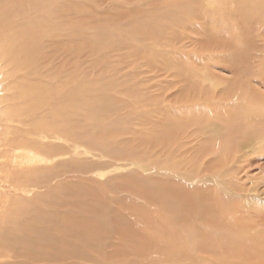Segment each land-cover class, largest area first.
I'll return each instance as SVG.
<instances>
[{
  "label": "bare ground",
  "instance_id": "obj_1",
  "mask_svg": "<svg viewBox=\"0 0 264 264\" xmlns=\"http://www.w3.org/2000/svg\"><path fill=\"white\" fill-rule=\"evenodd\" d=\"M210 2V0H170L169 3L166 2V6L171 5L174 8L168 9L160 16L156 12L159 17L141 21L138 26H133L132 31L138 36H144L149 41H153L152 38L168 37L167 39H169L170 37L172 41L180 42V38L192 36L184 29L188 26L187 23L192 21L194 24V20L197 18H210V12L214 13L215 10L218 13V9H214V7H212L213 11L208 9L210 8ZM215 3L213 4L215 5ZM256 3L258 5L259 2L256 1ZM65 7L64 4L55 0H0V78L7 82L9 80L14 84L12 87L13 92L8 91L9 95L5 97L3 94L0 97V125L4 130L0 133V137L3 139V142H0V264H264V230L257 229H264L263 220L248 217L245 214V211L248 210L247 207L244 208L246 205L243 207V204L239 206L236 204L233 207L232 203L234 202L229 204V199L221 195L222 193L216 185L214 187L215 195L210 197V180L213 181L215 177L213 179L210 175L209 178L204 177L206 174L203 171L210 159L203 160L202 170L199 166L197 170H182L181 168L183 163H186L185 166L198 165V160L201 157H208L212 154L207 140L201 137L206 134L205 129H208L201 126V124L207 126L206 123H208L207 118L210 116L211 110L207 107L208 112H205L209 115L202 111L200 113L193 111L199 102L190 100L189 103H183L187 106H193L192 112L186 110L179 115H172L171 113L172 116L161 118V122L152 120L147 124L145 120V124L149 127L152 126L153 129L150 127L152 131L142 136V143L138 140L145 150L140 148L143 150H140L141 154L137 148L135 149L132 146L129 148L130 151L122 145H120L122 148L116 149L113 144L116 142V137L119 136L117 133L119 131L123 133L121 128L115 129L116 133L114 129V131L109 132V130L100 127L98 131L101 134L98 133L97 128L88 131L79 128L81 126H79L80 122L77 123V118L81 115L86 103L87 107L89 106L92 109L93 114L101 115V113L111 111L115 113L114 115L119 113L124 116L125 113H121L123 112L121 111L123 110L121 102L115 106L109 104L110 101L107 97V95L110 96L109 93L95 96L87 102L85 98H81L83 95V82L81 84V71L79 72L74 59H72L71 65L68 64L70 67L76 66L72 70L73 72L70 70L71 72L60 75V83L57 82L59 86H53L52 82L50 86L48 85V38L59 37L63 39L64 42L61 44L64 49L62 48V50L68 52V54H78L75 46L70 49L71 46L73 47L72 39L76 38V36H71L76 33L71 31L67 35V32L61 29L58 23H48L50 18L56 17L59 20L62 12L67 13L69 7L63 11ZM240 9L242 10H239V16H241V12L243 14L245 11L244 13L247 15V13L251 14L254 10L249 6H242ZM156 13L153 12V15ZM221 14L223 13L221 12ZM145 15L148 16L149 13ZM231 15L233 14L231 13ZM233 16L235 17V15ZM236 16L238 17V15ZM242 16V19L247 17L244 14ZM237 17L235 18V24L238 22ZM205 21L204 25L208 22ZM244 21L250 23L249 20ZM263 22L261 21L262 26H264ZM196 24H194V27H196ZM235 24L231 26L235 28ZM252 24L255 25L254 29L260 32L259 35L264 36V32L261 30L262 26L258 27L256 25L258 23L253 22ZM227 25L224 27H230L229 29H231V26ZM250 25L245 26L249 29ZM210 28L212 27L210 26ZM204 29L202 30L204 31ZM202 30L197 29L195 33L199 31L197 34H204ZM225 30H228V28ZM237 33H240V31L237 30ZM237 33L235 37H237ZM199 35L196 36L200 38ZM242 36L240 38H243ZM246 37L248 36H244V38ZM230 38H232L231 35ZM255 38L262 39L259 36ZM195 40L197 41L196 38ZM201 40L203 41L199 45H202L203 51H205L208 46L210 47V36L206 39L207 41ZM262 40L264 41V38ZM50 41H53V39ZM231 41L234 42V40ZM231 41L229 40V42ZM198 42H200V39ZM233 42L231 43L233 44ZM246 44L245 46H247ZM205 46L207 47L205 48ZM231 46L232 48L234 46L235 49V45ZM256 46L259 47V44ZM249 47L252 48L250 45ZM261 47L259 50H253L255 48H248L247 50L246 47L243 50L239 49L241 50L240 53L235 54L236 57H233L232 61L235 63L233 68L237 76H247L248 79L255 78L256 75L257 78L263 76L260 81L263 80L264 86V61L261 56H257L264 55V45ZM212 48L213 50L209 49V51L211 50L213 53L216 46L213 45ZM225 48H230V46L227 47L226 43ZM208 54L210 53L208 52ZM254 56H257V59L254 64H251L252 59L250 57ZM223 57H225L223 60L231 61L229 60L231 58L226 59V56ZM208 60L210 59L208 58ZM35 64L36 66L40 65L42 72L34 69ZM231 65L229 64L225 69L230 68ZM234 79L237 78L234 77ZM239 81L242 82V79ZM100 83V87H91V91L101 92L109 86L113 88L116 85L109 84L110 82L107 84V82L100 81ZM232 83L235 84V81H232ZM233 86L235 87V85ZM246 86L244 88L245 98L241 99L240 96V99H237L240 100L241 104L240 106L235 105V107H239H237L238 109L234 107L232 110L233 107L223 104L226 120L224 117L222 118L224 121L222 130H225L224 134L228 140L234 141L238 138V136L233 137V135L244 138L257 125L264 127V92L259 93L255 89L252 91L250 90L252 85ZM185 87H183L184 91L181 92V97L187 101ZM56 89H58V92ZM231 89L233 88L231 87ZM7 90L9 89L7 88ZM108 90L110 89L108 88ZM207 93L206 96L210 98V93ZM246 96L248 99H246ZM178 97L177 99H181ZM223 97L221 98L223 99ZM202 98L204 101L203 99L199 100L206 103V97ZM222 99H219L220 102L225 101ZM176 105H179V102ZM50 110L55 123L48 121ZM131 116L130 119L133 118ZM246 118H248L247 121H245ZM124 121L123 123H126ZM12 123L17 125L15 126ZM58 123H61L62 127H57ZM155 123L159 124V129L154 126ZM114 124V127L117 126ZM118 125L120 124L118 123ZM249 125L252 126L245 131L244 128L249 127ZM11 126L14 130L11 129ZM15 134L20 135L15 137ZM49 134H54L56 138L63 139L67 144H70L69 141H73L72 147L76 154H80V150L84 149L80 143L82 141L83 144L87 143L86 146L89 145L90 149H101L105 153L101 155L103 158L108 159L109 157L114 159L115 162L121 159L129 160L128 162L134 165L143 163L144 168L152 173L159 171L157 176L160 179L151 178L150 175L140 176L134 171L128 176H120L121 178L117 179H110L109 177L108 181L98 185V187L103 186V188H87L80 184L88 180L85 175L88 174L86 172L89 171V164L77 163L72 169H67L75 174L72 177L73 182H69L68 185L64 186L48 187L49 151L46 141H48ZM102 135L106 137H102ZM112 135L117 136L112 139ZM121 135L125 136L124 133ZM200 137L201 139L197 141L202 140L203 142L200 143H204V145L206 142V147L199 144L201 148L196 147V151H192L193 154L190 156L187 155L188 153L181 152L183 150L178 148H186L188 142H190V145L193 139L195 141ZM117 139L119 141L122 138ZM74 141L76 142L74 143ZM132 141L135 143L134 140ZM194 141L193 143H196ZM246 141L250 140L246 139ZM123 144L126 147L128 145ZM227 144L229 143L226 140L222 141L221 147L226 148ZM56 151V149H53L51 152ZM255 157L252 155L253 159ZM172 158H177L178 164L173 162ZM110 162H103L97 165L99 167H96L97 169L103 166L105 168L110 167ZM244 163H247L244 170L249 172L250 163L248 161ZM93 171V169H90V172ZM192 171H196V173H191ZM222 171L220 174H222ZM178 174L181 175L178 176ZM224 177L227 178V176ZM229 179L233 181V179ZM89 180L92 181V179ZM221 180H223V177ZM194 181H201V183L194 185ZM226 181L224 186H227ZM218 183H221L222 185H220L223 187V181H218ZM242 185H247V182ZM48 188L50 193H48ZM244 189L243 191H245ZM218 192L221 194H217ZM246 193L241 191L240 195ZM241 203H244V201ZM251 206L254 205L251 203ZM48 207L52 208L50 213H48ZM6 259L7 261H5Z\"/></svg>",
  "mask_w": 264,
  "mask_h": 264
},
{
  "label": "rangeland",
  "instance_id": "obj_2",
  "mask_svg": "<svg viewBox=\"0 0 264 264\" xmlns=\"http://www.w3.org/2000/svg\"><path fill=\"white\" fill-rule=\"evenodd\" d=\"M55 1H57L58 3L64 4L66 6L63 9V11L67 10V7H69L68 12H71V13L69 14L67 11H66L67 13L62 12L64 15L61 13L59 20L56 17L50 18L48 23H51V22L58 23L61 29L67 32V35L71 31L72 33H76L75 35L71 36V37L76 36V38L72 39L73 47L71 46L70 49L74 48L75 46V49L78 50V54H75V53L68 54V52L67 53L64 52V50H62V48L64 49L62 45L64 42L63 39L59 37L48 38V41H49L48 47L50 48V49L48 48V81H49L48 85L50 86L52 82L53 86L54 85L59 86V83L61 80L60 75L62 76L63 74L67 72H71L76 67V66H73V67L69 66L72 64L71 62L72 59H74L76 60L74 61L76 62L75 65H78L77 67H78L79 72L81 71L80 72V76L82 80L81 84L83 82L82 84L83 95L81 96V98L82 99L85 98V101L87 102V100L89 101L91 98L95 96L104 95V94L106 95L109 93L110 96L107 95V97L109 98L110 102L109 101L107 102H109V104H112L114 106L117 105V103L119 104L121 102L123 104L122 106L123 110H121L123 112L121 113L123 114L125 113L124 116L120 115L119 113L118 115L117 114L114 115L115 113L111 111L107 113H103V114L101 113V115L100 114L97 115L96 113L93 114L92 109L89 106L87 107V103H86V106L83 107V111L81 112V115L77 118V123L80 122V125L79 124L78 125L81 126L79 128L84 129L85 131L97 128V131H98L100 127H103L109 130V132H112L117 128L118 129L121 128L125 136H122L121 134L123 133H120L122 131H119V130H117L119 131L118 133L115 130V132L119 136L112 135L113 136L112 139H114L117 136L115 140L116 142L114 141L115 144H113L116 147V149L125 147L127 148V150L130 151L129 148L132 146L135 149L137 148V150L140 151L141 149L144 150L143 145L142 144L140 145L139 143L142 140V136L147 135V133L151 132L152 131L151 129H153L152 126H150L151 127L150 129V127L145 124V120L147 124L152 120L156 122H161L160 120L163 117L165 118L167 116H172L173 114L179 115L181 112L186 111V110H190V112H192L191 109L194 107L187 106L183 102L189 103L191 102L190 100H193V101L196 100L197 102H199V104H197L199 107L196 105L193 111L195 110L199 113L202 111L209 115V113H207L208 109L211 110L210 116L207 118L208 119V123H206L207 126H205L204 124H201L202 127L208 128V129H205L206 134L202 135L201 137L202 139L207 140L209 144L208 147L210 148V153L212 154H210L208 157H201V159L198 160V165L195 164V165L185 166L186 163H183L184 164V167H183V164H181L182 170H189V169L197 170L198 166L202 170L203 160L206 161L207 159H210L206 168L205 167L203 168L204 169L203 171L206 174L204 175V177L207 176L209 178V175L212 177V179L213 177H215L213 181L210 180V197H213L215 195L214 187L216 185L222 193L221 194L218 192L217 194H221L227 197L229 199L228 201L229 204L234 202L232 203L233 207H235L236 204H238V206L243 204V207L246 205L244 208L246 209L247 207L249 211L246 210L245 211L246 213L245 212L243 213L247 214L248 217H252L253 219L255 218L261 219L264 222V206H263L264 205V127L262 125H257V127L253 128L249 132V134H247L244 138L243 137L241 138L239 135H233V137L238 136V138L234 140L235 142L232 141L231 139L229 140L228 138L226 139V135L224 134L225 130L224 129L222 130V124L224 122L222 118L224 117L226 120L225 111H224L226 104H228V106L230 105L229 107H233L232 110L234 109L235 105L240 106L241 105L240 100L238 101L237 99H240V98L243 99V97L245 98L246 93L244 91V88L247 87L246 85H252L251 86L252 89H250L252 91L253 89H255L256 91L258 90L259 93L264 92V86L262 83L263 80L260 81V79L263 78V76L257 78V75H256V77L252 79H248L247 76L243 77V75H241L242 77L237 76L233 68V65L235 66V63L232 61V58L236 57L235 54L237 55V53H240V51L243 50L244 47H246L245 49L247 50L248 48H251L249 47V45L252 46V48H255L253 50H256V49L259 50L261 46L263 47L264 41L262 39L264 38V36L259 35L260 32H258L257 29H254L255 25L252 24V22L258 23L256 24L258 27L262 26L261 21L263 22L264 18H260V17L262 16L264 17V0H260V1L259 0H255V1L254 0H246V1L245 0H214V1L210 0L211 1L210 8L208 9H210V11L211 10L213 11L214 9H218V13L216 12L217 10H215L214 13L210 12V15H211L210 18H197L196 20H194V24L196 23L198 24V25L196 24V27H194L195 25L192 23V21L190 23H187L188 26L184 27V29L186 30L188 34L192 36H189V37L186 36V37L180 38V42L179 41L174 42L170 39V37L169 39H167L168 37L152 38L153 41H149V39L147 38L145 39L144 36H138L132 31L133 26H138L139 23H141V21L155 19L159 17L162 13L167 12L168 9L174 8V6H171V5L166 6V2L169 3L170 0H161V1L160 0H55ZM250 1L251 3H249ZM256 1L259 2L258 5L257 3L255 4ZM205 3L207 4V2ZM213 3H215V5ZM242 6L244 7L249 6V8L254 9L252 13H255V14L251 13L252 14L251 15L250 13H247L246 15L244 11L243 14L247 17L242 19L243 17L242 12H241L242 17L239 16L240 14L239 10L245 9V8L240 9ZM61 7L63 8V6ZM212 7H214V9H212ZM153 12L154 13L158 12L159 16H157V13L153 15ZM221 12L223 14H221ZM146 13H149V15L146 16L145 15ZM224 13H226V15H224ZM231 13L235 15V17L231 15ZM212 14H215V15H212ZM229 14L230 16L234 18L232 17L228 18L230 17ZM221 15L222 16L224 15V16L222 17ZM236 15H238L239 18ZM236 17L238 20L237 24H235ZM211 19H215V20L211 21ZM226 19L227 20L230 19V20L227 21ZM244 20H249L250 23ZM204 21L205 22L208 21L207 24L204 25L203 24ZM214 21L215 23H213ZM225 22L226 23L228 22L227 24H229L230 26L231 25L234 26L235 24V28L232 26H231V29H229L230 27H224L227 25ZM209 25L212 28H210ZM245 25H250L249 29ZM206 26H209V27H206ZM227 28L228 30H225ZM197 29H199V31L204 29V31L202 30V33L204 32V34H201V33L200 35L197 34L199 31L195 33L196 32L195 30ZM237 30L238 32L240 31V33H237ZM261 30L264 32V26L261 27ZM249 32L250 34L251 33L255 34L256 35L255 37L259 36L262 39L255 38L253 34L251 35L249 34L250 35L249 36L248 35ZM232 33H235V34L233 35ZM236 33H237V37H235ZM227 34L229 35L226 36ZM193 35L194 36L199 35L200 38H198L197 36L194 37ZM230 35L232 38H230ZM238 35L240 36L243 35L242 36L243 38H240V36ZM209 36H210V44H209L210 47L208 46V48L205 51H203V46L199 45V43L201 44V41H203L201 39H204L205 41H207L206 39H208ZM244 36H248L250 38L248 37L244 38ZM251 36L254 38H252ZM212 37H215V38H212ZM195 38L197 39V41L195 40ZM221 38L222 40H220ZM49 39L50 40L53 39V41H50ZM191 39H194V40H191ZM199 39H200V42H198ZM242 39H245V40L243 41ZM229 40L230 41L234 40V42L231 41L233 42V44L229 42ZM194 41H196V43H194ZM224 42H226L227 47L230 46V48H225L226 43ZM245 44L248 47L245 46ZM258 44H259V47L256 46ZM193 45H196V46L194 47ZM213 45L214 47L216 46V48L213 51L214 54L211 51L213 50L212 48ZM231 45H235V49L237 50L234 49V46L232 48ZM206 47L207 46H205V48ZM209 49L211 50L209 51ZM251 49L250 51H252ZM207 51L210 54H208ZM215 54L218 56H216ZM76 56H77V59H76ZM223 56H226V59L231 58L229 59L231 61L227 62V60H223L225 58ZM257 56L259 57L261 56V59L264 61V55H257ZM257 56L250 57V59H252V61H250L251 64L255 63ZM208 58L210 60H208ZM66 61L69 63H67ZM36 64L34 65V69L37 70L38 72H42L40 65L36 66ZM206 64L209 66H207ZM229 64H232L230 68L225 69L226 67H228ZM234 77L237 79L235 80ZM2 79L3 78H0L1 80L0 81V93H2L0 94V97L3 94L6 97V95H9V92H13L12 87L14 86V84L10 82L9 80L7 82ZM241 79H242V82L239 81ZM100 81L107 82V84L108 82H110L109 84L112 83L116 85H114L113 88L111 86L107 87L105 91L101 90V92L100 91L92 92L91 87H95V88L100 87L101 85ZM232 81H235V84L232 83ZM239 82H241L240 83L241 85L239 84ZM11 83L12 85H10ZM233 85H235V87ZM184 86H186L185 90L187 91V93L185 95L186 96L185 98L187 101H185V99L181 97L182 96L181 92L184 91V88H183ZM231 87L233 89H231ZM7 88L9 90H7ZM108 88L110 90H108ZM4 89H6L7 91ZM56 90L58 92V89ZM233 90H236V91L233 92ZM206 93L207 94L210 93L209 94L210 98L206 96ZM233 95L236 97L234 98ZM222 96H224L223 99L225 101L220 102V100L222 99L221 98ZM177 97L181 99H177ZM202 97L204 98L206 97L205 101L210 102V103H207V102L205 103V102L200 101L203 99ZM207 99H210V100H207ZM246 99H248L247 96H246ZM177 102H179V105H176ZM204 103L206 104V106ZM127 105L129 106L127 107ZM238 106H236L235 109H238L239 108ZM172 108H174L175 110H173ZM178 109L181 111H179ZM51 115L52 113L50 110V112H48V121L51 123L52 122L55 123ZM131 115L133 116L132 119L129 118ZM247 119L248 118H246L245 121H247ZM123 121L126 123H123ZM114 123L118 127L117 126L114 127L113 126ZM118 123L121 126L118 125ZM13 125L16 126L17 124L15 123ZM158 125L159 124L157 123L154 124V126H156L157 129L160 128V126ZM146 126H148L149 128ZM251 126L252 125H249V127H245L244 128L245 131H247ZM57 127H62L61 123H58ZM11 129L14 130L12 126H11ZM124 129H126V131H124ZM3 131L4 130L1 128V125H0V133H2ZM98 133L101 134L99 131ZM19 135L20 134H17V135L15 134V137ZM103 136L105 135H102V137ZM201 137L198 139H195V141L194 139L193 140L191 139L192 141L188 140V141H191L192 144L189 145L190 142H188L187 143L188 145H186L187 146L186 148L185 147H178V148L180 150H183L181 152L188 153L187 155L190 156L191 154H193L191 153L192 151L193 152L196 151L195 149L196 147L198 148L200 147V145H202L203 147H206V142L204 145V143H200L202 140L200 142L197 141V140H200ZM117 138L119 139L122 138V139L118 141ZM246 139H249L250 141H246ZM132 140H134L135 143H133ZM138 140L140 141L138 142ZM225 140L230 145L227 144V147L223 148L221 147V142L222 141L224 142ZM193 141L196 142L197 145L196 143H193ZM0 142H3V139L1 137H0ZM46 142L48 143V151H49L48 152L49 153L48 154V182H49L48 187L55 186V185L64 186V185H68L69 182H73L72 177L75 174H73L71 170H67V169H72L73 167H75L74 165L77 163H83V164L88 163L89 164V167H88L89 171L86 172V174L87 173L88 174L85 175V177L87 176L86 178L88 180L86 182H81L80 184L81 186H85L87 188H92V187L93 188H103V186L98 187V185L108 181L109 177L110 179L111 178L117 179V178L128 176L131 173H134V171L135 173H138L140 176L150 175L151 178H156L157 180L160 179L157 176V173H159V171H155L152 173L150 170H147L146 168H144L143 163L134 165L131 162H128L129 160L121 159L122 162L121 160L115 162L114 159H110L109 157L108 159H106V157L103 158V156L101 155L105 153L101 149L91 148L92 149V152H91L89 145L87 147L86 146L87 143L83 144L82 141L80 143L82 147H84V149L82 148L80 150V154H76V152L74 151V148L72 147L73 141H69L70 144H67L63 139L56 138L54 134H49L48 141ZM75 142L76 141H74V143ZM136 142H137V145H136ZM123 143H126V145L128 144L127 147L124 146L125 144ZM118 145L119 146L122 145V147L121 146L119 147ZM125 148L123 149L125 150ZM188 148H191V149L188 150ZM53 149H56L57 151L51 152ZM141 151H140V154H141ZM215 155L216 157H214ZM252 155L256 157L253 159ZM217 156H220V157H217ZM238 159H241V160H238ZM171 160L172 161L174 160L173 162H176V164H178L179 162L177 158L176 159L172 158ZM109 161H111L110 167L105 168L103 166L97 169V167H99L97 165L102 164L103 162H109ZM246 161H248L251 165L249 172L244 170V168H246L245 166H247V163H244ZM255 161L256 163H254ZM112 166L114 169L112 168ZM90 169H93L94 171L90 172ZM225 170L226 172H224ZM221 171H222V174H220ZM185 172H189V171H185ZM193 172L196 173V171H192L191 173ZM225 173H227V175H225ZM179 175L181 174H178V176ZM224 176H227L228 179ZM222 177H223V180H221ZM229 178L233 179L234 182L230 180ZM89 179H92V181H90ZM246 180H248L249 182ZM218 181L224 182L223 187L221 186L222 185L221 183H220L221 185L218 183ZM225 181H226L227 186H224ZM245 181L247 182V185H242V184H246ZM200 183L201 181H194V185H199ZM242 187H244L245 189ZM243 189L245 191H243ZM239 191L247 192V193L245 195L244 194L240 195ZM48 193H50L49 188H48ZM243 201L244 203H241ZM251 203L254 206H251ZM243 207H240V208L244 209ZM51 210L52 208L48 207V213H50ZM257 229H259L260 231L264 230L260 228H257ZM5 261H7V259Z\"/></svg>",
  "mask_w": 264,
  "mask_h": 264
}]
</instances>
